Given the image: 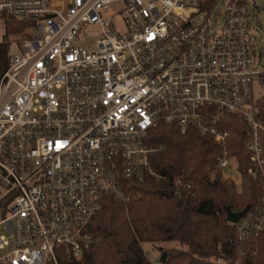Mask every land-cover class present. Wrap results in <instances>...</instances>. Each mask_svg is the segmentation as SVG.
<instances>
[{
    "label": "built area",
    "instance_id": "obj_1",
    "mask_svg": "<svg viewBox=\"0 0 264 264\" xmlns=\"http://www.w3.org/2000/svg\"><path fill=\"white\" fill-rule=\"evenodd\" d=\"M248 1L0 0V15L29 24L0 77V225L9 233L0 264H59L97 246L88 227L103 199L126 205V182L155 176L150 158L162 147L147 139L159 123L212 138L222 151L209 175L220 173L235 159L226 114L248 125L247 173L263 192L235 224L238 239L264 231L253 116L264 31L251 26Z\"/></svg>",
    "mask_w": 264,
    "mask_h": 264
},
{
    "label": "trees",
    "instance_id": "obj_2",
    "mask_svg": "<svg viewBox=\"0 0 264 264\" xmlns=\"http://www.w3.org/2000/svg\"><path fill=\"white\" fill-rule=\"evenodd\" d=\"M4 35L0 41V77L6 69L9 36H23L29 24L0 15ZM264 91V77L259 86ZM254 118L261 126L264 142V93L254 103ZM230 135L226 150L237 162L241 191L220 173L209 172L217 165L221 147L209 136L194 131L184 135L175 125L159 123L148 136L149 145L162 149L151 156L155 173L143 184L128 181L132 193L126 205L105 197L101 210L90 222L88 231L100 238L79 259L59 256V264H153L141 244L175 242L179 248L166 251L159 264H264V231L239 240L236 225L226 220L225 210L254 212L263 197L258 178L247 171L253 164L245 149L250 130L242 116L226 114L220 122ZM222 245L220 255L217 246ZM186 248V250H183Z\"/></svg>",
    "mask_w": 264,
    "mask_h": 264
},
{
    "label": "rangeland",
    "instance_id": "obj_3",
    "mask_svg": "<svg viewBox=\"0 0 264 264\" xmlns=\"http://www.w3.org/2000/svg\"><path fill=\"white\" fill-rule=\"evenodd\" d=\"M248 7H249V22L253 28L256 29V33L258 36L264 31V0H249L248 1ZM257 23L259 24V27L256 26ZM118 28L121 29V24L117 22ZM4 35V22L0 20V41L2 40V37ZM25 35V34H24ZM23 35V36H24ZM23 36H9L8 42L12 44L13 41H18L20 38H23ZM255 44L257 47H261V43L256 39ZM264 91L259 86H254L253 90V98L255 101L258 100L259 97L263 95ZM220 176L222 180H228L232 182L235 186L237 191L240 193L241 191V179L240 174L237 170V162L235 159L230 160V165L226 169L222 170L220 172ZM215 176H210L211 179H214ZM3 215L0 211V221H2ZM9 233L7 229L3 225H0V236L8 237ZM222 247V245L217 246V253L220 255L219 248ZM141 248L147 257V259L151 263L158 262V260L161 258L162 254L165 253L167 250L179 248L178 244L175 242H169V243H153V244H141ZM183 250H186V248H183ZM3 252H0L2 254ZM212 262H217L218 264H224L222 260H216L214 258H210Z\"/></svg>",
    "mask_w": 264,
    "mask_h": 264
},
{
    "label": "water",
    "instance_id": "obj_4",
    "mask_svg": "<svg viewBox=\"0 0 264 264\" xmlns=\"http://www.w3.org/2000/svg\"><path fill=\"white\" fill-rule=\"evenodd\" d=\"M247 213H248V208H245L243 211L239 213H233L228 209L225 210L227 222L233 225L237 224ZM165 258H166V254L163 253L160 258V261L163 263L165 261Z\"/></svg>",
    "mask_w": 264,
    "mask_h": 264
}]
</instances>
